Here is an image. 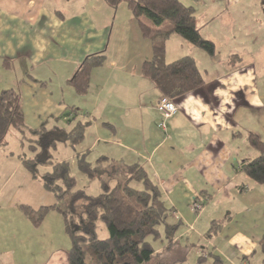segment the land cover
Returning <instances> with one entry per match:
<instances>
[{
	"label": "crops",
	"instance_id": "obj_1",
	"mask_svg": "<svg viewBox=\"0 0 264 264\" xmlns=\"http://www.w3.org/2000/svg\"><path fill=\"white\" fill-rule=\"evenodd\" d=\"M76 1L0 0V63L5 59L10 61L12 69L23 66L24 75H28V67L32 65L33 76L44 79L42 88L48 101L52 100L48 94L52 88L47 85L57 84L62 97L57 118L63 115L62 121L71 123L69 109L75 108L78 120L88 122L90 130L92 128L95 137L91 147L96 150L98 143L105 145L104 150H97L96 159L105 156L146 167L175 213L169 217L172 218L169 224L180 223L179 228L183 229H177L172 245L156 249L162 264L183 262L192 251L198 258V247L200 250L209 248L222 256L226 264H247L241 258L252 261L261 237L256 235L257 239H251L249 233L239 230L225 234L220 229L226 222L232 225L238 211L264 208V184L253 182L241 169L243 162L260 156L250 145V135H257L264 143L261 29L260 36L249 38L250 41L241 38L240 43L228 47L224 55L221 50L217 51L214 42L216 52L213 64H209L213 88L209 90L207 69L199 67L196 55L189 56L196 60L206 87L175 102L179 111L164 130L157 108L163 96L154 83L142 75L143 64L152 58V41L143 36L138 21L125 5L113 9L104 0H85L80 5H75ZM221 1L228 0H211V6L206 5L205 0L196 3L199 5L195 8L197 20L199 15L203 17L212 8H219ZM155 29L165 31L163 26ZM123 36L128 40L120 39ZM113 40L121 42L122 50H117V45L112 46ZM102 53L106 62L93 69L88 92L80 95L68 91L71 107H64L65 90L73 88L70 81L82 62L90 55ZM167 53L166 47V56ZM221 55V61H216ZM22 98V111L27 115ZM101 127L108 132L101 131ZM81 152L90 154L91 150ZM21 156L15 152L0 156V179H4L0 199L13 180L17 177L20 180L12 200L0 202V264H69V252L44 249L56 236L50 233L54 223L43 220L35 227L19 209L24 205L38 210L56 203L54 195L25 169ZM226 190L240 204L229 209L225 217H211L212 226L214 222L217 226L225 220L223 225H219V229L213 226L212 236L207 235L212 226L207 231L188 232V225L204 217L201 214L194 221L189 212L192 197L200 195V201L203 197L208 205L213 194ZM260 219L258 216L255 221ZM185 235L189 239L181 243Z\"/></svg>",
	"mask_w": 264,
	"mask_h": 264
},
{
	"label": "trees",
	"instance_id": "obj_2",
	"mask_svg": "<svg viewBox=\"0 0 264 264\" xmlns=\"http://www.w3.org/2000/svg\"><path fill=\"white\" fill-rule=\"evenodd\" d=\"M104 1L113 9L126 4L138 21L143 36L152 41L153 55L143 64L142 75L154 83L162 96L175 103L185 95L206 87L204 75L194 58L188 56L172 63L166 62L165 44L172 34L179 35L211 57L215 55V44L202 37L193 7H187L180 0ZM144 19L150 21L152 26L147 25ZM166 22L171 24L169 29H155ZM105 62L104 53L90 55L82 62L70 81L78 94L88 92L93 69L103 66ZM5 64L10 66L7 60H4ZM72 113L75 116L71 122H74L79 114L73 109ZM88 127V122L80 120L70 131L59 127L48 130L47 123H43L39 129H28L20 93L14 89L0 93V148L7 146L11 128L17 129L23 137L26 133L36 137L35 156H22L21 160L33 178L56 199L53 206L35 210L22 205L19 206L20 211L35 227L42 224L50 211L62 216L71 241L69 264H162L160 254L156 253L149 239L164 237L167 245H172L181 224L168 223L173 209L165 202L162 190L146 167L105 156L91 163L87 161L88 153H77L79 171L100 183L101 193L94 196L77 190V181L71 174L68 162L53 163L51 149H55L59 143L75 148L84 140ZM249 142L260 152V156L253 161L243 162L241 169L253 182L264 184V143L254 134L250 135ZM224 222L222 220L213 226L218 228ZM100 223L109 232L104 239H100L96 232ZM161 226L164 232H161ZM258 246L263 255V261L259 264H264V233ZM241 261L251 264L249 258H241ZM197 264H226V261L211 252L209 258H199Z\"/></svg>",
	"mask_w": 264,
	"mask_h": 264
},
{
	"label": "rangeland",
	"instance_id": "obj_3",
	"mask_svg": "<svg viewBox=\"0 0 264 264\" xmlns=\"http://www.w3.org/2000/svg\"><path fill=\"white\" fill-rule=\"evenodd\" d=\"M180 1L184 2L187 5V7H193L194 9L196 7L197 8L199 7V5H197L198 3H201L200 0H180ZM83 2L86 1L77 0L76 3L74 4L80 5ZM205 4L211 6L212 2L211 0H205ZM122 5H125L127 7L126 4H121L120 6ZM219 6H220L219 8H212L211 10H209L203 17H200L199 15L198 27L201 28V35L203 38L215 42L218 47L217 51L220 52L221 50L222 54L224 55L225 52H227L228 47L237 46L242 39L247 40L249 38L255 37L256 35H258L259 29H261L262 38H259V42H261L260 46L264 49V0H228L227 2L221 1L219 3ZM144 20L149 25H152V23L147 19ZM163 27L165 30L169 29L171 27V24L169 22H166L164 23ZM120 39L128 40L126 39L125 36H123ZM130 40L132 41V39ZM124 42L122 43L124 44ZM148 42L151 44L150 40H148ZM253 43L254 44L252 45H255L256 40L253 41ZM111 44L114 47L117 45V50H119V48L121 49V45H122L121 42L116 43L113 40ZM165 47H167V52H168L166 56V62L167 61L172 62L173 60L182 58L184 56L196 55V60L199 63V67L204 71L205 69H207L208 71L207 80L208 83H210L207 87L208 90L210 88H213V84H211L212 83L211 81L213 80V76H212L213 74H212V69H210L209 67V64H213L212 57H210L208 54L201 51L193 44H191L190 42H188L187 40H185L184 38L180 37L177 34H172L171 37H169L166 40ZM142 51L144 52V50ZM109 54H111V52ZM152 55H153V50H152ZM223 55H221V57H218V60L216 61H221ZM4 60L5 59H3L2 62L0 63V93L4 90H9V89H14L20 93V95L23 97L22 102H24L25 109L27 111V115H25L26 117L25 121L28 129H32V130L39 129L43 123H47L48 130L53 129L54 127H59L62 129H66L67 131H70L75 126L76 121H80L78 120V117L74 122L71 123H69L68 120L62 121L64 119L63 115L57 118L59 113H61V112H57V110L61 106L60 104L62 103L61 90H59L58 92L59 86H57V84L55 85L49 84L47 85V88L50 87L52 88L51 89L52 91L48 92V94L52 96V100L56 102V105L59 106H56L52 100L48 101V96H46V93L44 92V88H42V86H44L45 84L44 79L38 78L37 75L33 76L34 73L32 72L33 71L32 65H29L28 67L29 69L28 75L27 74L24 75L23 66L14 67V69H12V67L7 66L6 64L4 65ZM27 65L28 63H26V67ZM32 77L34 78V80L31 79ZM35 81H38L39 84H37ZM68 91H72L74 92V94H77L72 87L69 88L68 90L66 89L65 94L67 97L65 96L66 103L65 105H63L64 107H66L67 105L70 106L69 104L70 99L68 98L70 93ZM55 97H57V99ZM78 103L79 101H76L75 103L77 105V108L80 107ZM71 109L73 108L69 109V113H70V117H72L73 119L75 114L72 113ZM79 109L82 110V108ZM81 114H82L81 116L84 115L83 110ZM100 130L104 132H108L107 129H105V127H101ZM94 137L95 136L93 134L92 128L90 130V128L88 127L85 133L84 140L79 145H76L75 148L71 147L69 144L59 143L57 144L55 149H51L50 154L52 156L53 163L65 161L70 164L71 174L77 181V190H83L89 195L96 196L101 193L99 181L90 180L86 175L82 174L78 169V164L76 160L77 153H83L81 152V150L82 151L91 150L90 154L89 152H86L88 153L87 161L91 163H95V161L97 160L95 157L98 155L97 150L98 151L104 150L105 145L98 143L99 145H97L96 150H94L91 147L94 141ZM36 139L37 138L31 135L30 133H26L25 136L23 137V135L17 129L11 128L7 137L8 144L7 146L0 148V156L15 152L16 155H22L28 158L34 157L35 155L33 154V150L35 149L34 145H36L35 144ZM46 168L49 169V167ZM3 181L4 179L1 178L0 187L2 186ZM19 184H20V180L17 177L15 180L12 181L11 186L8 188L7 191H5V194L2 195L0 202L6 203L8 199L12 200L14 194L16 193L14 188L16 185L18 186ZM210 191L211 193L213 192L212 189H210ZM212 197L213 200L208 205H206L205 198L202 197L200 201L199 199L200 195L197 198L192 197V199L190 200L189 212L192 215L194 221L196 218H200L201 214H203L202 216H204L201 217L202 219L200 221L192 222L193 225H188L186 227L188 232H191V234H193L192 232L194 231L198 232L199 229L200 232L207 231L208 228L210 229V226H212L211 217L213 216H216V218L225 217L229 213L228 212L230 211L229 209H232L233 207L237 208L240 204L238 203V201L234 200L232 195L228 194V190L213 194ZM243 202L241 203L244 204ZM194 203H197L199 208H196L195 210L192 209ZM200 203H203V207L201 210H200ZM205 207L206 208L209 207V208L205 209ZM51 212L54 211L48 212L44 218V221L48 220L49 222L52 221L54 223L50 233H54L56 234V236L50 243L44 245V249L53 248L55 252H62L63 254L67 253L71 249V241L68 235L66 234L63 218L61 217V215H59V213H51ZM238 213H239L238 215L234 216L233 224L229 225L226 222V225L223 226L220 229V231L223 230L225 231V234H232V231L239 230L249 233L251 239L252 238L257 239L259 236L261 237L262 233L264 232V208L263 209H260V207L252 208V209H248L244 213H241L239 211ZM170 216L171 217L175 216V213H171ZM258 216H261V219L255 221V218H257ZM56 220L59 221L56 222ZM171 222H172V218L171 219L169 218L168 223ZM171 225H177V224H171ZM162 229L163 226L160 227V230L161 232L162 231L164 232V230ZM178 229L180 230L182 228L178 227ZM96 232L100 239H104L109 235L108 230L101 223L98 224ZM211 233H214V230L213 231L211 230ZM210 234L208 232L207 235L212 236V234L211 235ZM256 235L259 236L256 237ZM187 236L185 235L183 238H181V243H185L182 240H185L187 238L189 239V237ZM45 240L46 239L44 238V241ZM149 241H151L154 244L156 249L159 247H165L168 244V241L164 237L158 240H153L150 238ZM211 252L212 251L209 250V248L207 247L201 250L198 247L197 248L198 258L197 256L196 257L194 256L192 251L184 258V261L181 263L197 264L199 258H204V259L209 258ZM262 261H263V255L260 252L259 247L257 245L256 252L252 256V261L250 262L251 264H259Z\"/></svg>",
	"mask_w": 264,
	"mask_h": 264
},
{
	"label": "built area",
	"instance_id": "obj_4",
	"mask_svg": "<svg viewBox=\"0 0 264 264\" xmlns=\"http://www.w3.org/2000/svg\"><path fill=\"white\" fill-rule=\"evenodd\" d=\"M203 1L204 0H200V2ZM157 108L161 116L160 126L164 130H166L167 122L178 113L179 108L173 101H171L169 98L164 96L161 97L160 100L158 101ZM203 203H200V210L203 207ZM196 208H199V206L197 205V203H194L192 209L195 210Z\"/></svg>",
	"mask_w": 264,
	"mask_h": 264
}]
</instances>
